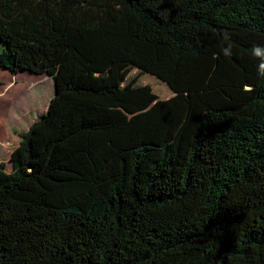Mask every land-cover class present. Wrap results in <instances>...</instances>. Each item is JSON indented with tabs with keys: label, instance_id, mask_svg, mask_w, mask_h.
I'll list each match as a JSON object with an SVG mask.
<instances>
[{
	"label": "trees",
	"instance_id": "16d2710c",
	"mask_svg": "<svg viewBox=\"0 0 264 264\" xmlns=\"http://www.w3.org/2000/svg\"><path fill=\"white\" fill-rule=\"evenodd\" d=\"M254 45L264 0H0V68H83L0 164V264H264ZM129 66L213 99L186 145L180 132L110 147L127 91L104 74Z\"/></svg>",
	"mask_w": 264,
	"mask_h": 264
},
{
	"label": "rangeland",
	"instance_id": "374dc122",
	"mask_svg": "<svg viewBox=\"0 0 264 264\" xmlns=\"http://www.w3.org/2000/svg\"><path fill=\"white\" fill-rule=\"evenodd\" d=\"M82 71L75 62L63 66L57 77L29 72L15 75L0 68V164H6L7 170L11 168L14 151L20 146V134L46 111L55 95L58 78ZM88 76L80 80L88 81ZM104 77L107 86H122L127 91L126 104L114 110L117 123L109 129V133H116L109 140L113 149L120 147L123 139L127 143H146L149 139L164 143L178 138L180 132L186 145L196 131L202 112L213 100L201 94L197 97V93L190 91H178L170 82L141 68L118 67ZM203 79L191 72L187 88H201Z\"/></svg>",
	"mask_w": 264,
	"mask_h": 264
},
{
	"label": "clouds",
	"instance_id": "9594fccd",
	"mask_svg": "<svg viewBox=\"0 0 264 264\" xmlns=\"http://www.w3.org/2000/svg\"><path fill=\"white\" fill-rule=\"evenodd\" d=\"M225 40L229 39V35L227 33L224 34ZM253 55L260 60L259 68L261 70V74L264 75V46L262 45H254L252 49ZM225 55L230 54V46L224 49Z\"/></svg>",
	"mask_w": 264,
	"mask_h": 264
},
{
	"label": "bare ground",
	"instance_id": "6f19581e",
	"mask_svg": "<svg viewBox=\"0 0 264 264\" xmlns=\"http://www.w3.org/2000/svg\"><path fill=\"white\" fill-rule=\"evenodd\" d=\"M0 141H1V138H0Z\"/></svg>",
	"mask_w": 264,
	"mask_h": 264
}]
</instances>
